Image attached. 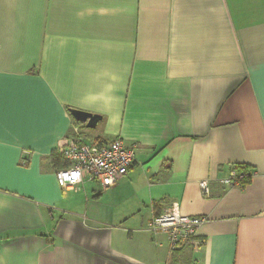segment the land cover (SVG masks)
I'll return each mask as SVG.
<instances>
[{
	"label": "crops",
	"instance_id": "1",
	"mask_svg": "<svg viewBox=\"0 0 264 264\" xmlns=\"http://www.w3.org/2000/svg\"><path fill=\"white\" fill-rule=\"evenodd\" d=\"M74 126L134 148L114 187L58 186ZM171 202L198 246L150 230ZM0 264H264V0H0Z\"/></svg>",
	"mask_w": 264,
	"mask_h": 264
},
{
	"label": "built area",
	"instance_id": "2",
	"mask_svg": "<svg viewBox=\"0 0 264 264\" xmlns=\"http://www.w3.org/2000/svg\"><path fill=\"white\" fill-rule=\"evenodd\" d=\"M55 148L65 165L56 169L55 179L60 188L76 189L83 181H91L101 190L114 187L127 174L134 162V148L126 147L120 139L110 142H84L79 129ZM241 173L231 168L219 182L227 187L240 185ZM201 193L208 196L209 181L198 182ZM206 221L202 216H187L179 212L177 203H169L149 222L150 230L165 232L170 250L183 244L199 245L198 228Z\"/></svg>",
	"mask_w": 264,
	"mask_h": 264
},
{
	"label": "water",
	"instance_id": "3",
	"mask_svg": "<svg viewBox=\"0 0 264 264\" xmlns=\"http://www.w3.org/2000/svg\"><path fill=\"white\" fill-rule=\"evenodd\" d=\"M71 114L78 122L84 123L86 128H94L100 120L98 115L90 114L79 110H71Z\"/></svg>",
	"mask_w": 264,
	"mask_h": 264
},
{
	"label": "trees",
	"instance_id": "4",
	"mask_svg": "<svg viewBox=\"0 0 264 264\" xmlns=\"http://www.w3.org/2000/svg\"><path fill=\"white\" fill-rule=\"evenodd\" d=\"M51 161H52V163H53V165L55 166V167H57V169L58 168H61V167H63L64 165H65V163H64V161H63V159L59 156V155H54L52 158H51ZM240 173H241V182H240V185L242 184V183H244L245 181H246V179L248 178V175L250 174L249 172H248V168L247 167H241V166H237V167H235Z\"/></svg>",
	"mask_w": 264,
	"mask_h": 264
},
{
	"label": "rangeland",
	"instance_id": "5",
	"mask_svg": "<svg viewBox=\"0 0 264 264\" xmlns=\"http://www.w3.org/2000/svg\"><path fill=\"white\" fill-rule=\"evenodd\" d=\"M108 190V189H107Z\"/></svg>",
	"mask_w": 264,
	"mask_h": 264
}]
</instances>
